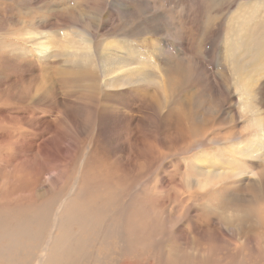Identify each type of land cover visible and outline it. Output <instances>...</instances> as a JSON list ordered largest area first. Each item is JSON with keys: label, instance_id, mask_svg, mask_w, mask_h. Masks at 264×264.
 <instances>
[{"label": "rangeland", "instance_id": "374dc122", "mask_svg": "<svg viewBox=\"0 0 264 264\" xmlns=\"http://www.w3.org/2000/svg\"><path fill=\"white\" fill-rule=\"evenodd\" d=\"M0 264H264V0H0Z\"/></svg>", "mask_w": 264, "mask_h": 264}, {"label": "bare ground", "instance_id": "6f19581e", "mask_svg": "<svg viewBox=\"0 0 264 264\" xmlns=\"http://www.w3.org/2000/svg\"><path fill=\"white\" fill-rule=\"evenodd\" d=\"M27 25H28V23L26 22V19L24 18V17H22V19H21V24H20V26H19V29H18V37H19V45H20V51H21V54L23 55L24 54V51H26V48L28 47L27 46V37L29 36V32H27L26 31V28H27ZM2 46V45H1ZM19 47V46H18ZM48 47H49V44L48 43H42V42H40V43H37L36 45H35V47L34 48H36L37 49V51H39L38 53H40V54H43L44 52H46V50L48 49ZM108 71H110V70H108ZM112 71L113 72H116L115 70H111L110 72H109V75H111V74H113L112 73ZM107 75V74H106ZM115 75V74H114ZM106 76H104V78H105ZM114 76H108L107 77V79L105 78V83L106 84H108V85H114L116 82H118L121 78H122V76L121 77H119V78H113ZM198 166V165H197ZM210 168V167H209ZM230 169V168H229ZM236 169L238 170L235 174H229V173H227V172H225V171H218L217 172V175L215 174V175H213L215 172H212V176L214 177V178H220V177H223V176H234V175H237V174H239L240 172H243V169H240L239 170V167H236ZM232 170V169H231ZM227 171V170H226ZM233 171V170H232ZM209 172H210V174H209ZM228 172H230V171H228ZM207 173L209 174V175H211V171H209V170H207ZM241 174V173H240ZM207 175V174H206ZM188 211V210H187ZM55 216V215H54ZM20 224V223H19ZM8 226V225H7ZM54 227H55V224L53 225ZM10 227V226H9ZM9 227H8V229H5L6 231L7 230H10L9 229ZM126 228H127V226H126ZM127 236H129V235H127ZM178 237V236H177ZM52 239L54 240V237H52ZM52 239H48L49 240V242L47 243V244H51V240ZM47 240V241H48ZM55 245V244H54ZM47 246V245H46ZM46 246H45V248L43 249V250H45V251H47V250H49L48 248L46 249ZM50 246V245H49ZM48 247V246H47ZM55 248V247H54ZM49 252V251H48ZM51 253V252H50ZM95 254V253H94ZM41 259V258H40Z\"/></svg>", "mask_w": 264, "mask_h": 264}]
</instances>
